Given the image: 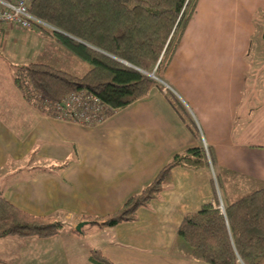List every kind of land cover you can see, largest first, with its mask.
Segmentation results:
<instances>
[{"label":"crops","instance_id":"obj_1","mask_svg":"<svg viewBox=\"0 0 264 264\" xmlns=\"http://www.w3.org/2000/svg\"><path fill=\"white\" fill-rule=\"evenodd\" d=\"M258 19L264 20V0L198 1L162 79L186 104L200 134L159 87L98 125L54 117L14 82L17 65H52L50 54L41 55L42 44L35 49L39 33L0 23V192L26 212L66 222L49 238L0 237V264H72V257L76 263L78 253L68 255L62 233L89 241L82 245L91 263L92 250L101 249L120 264H208L189 255L179 237L184 216L205 202L224 212L228 203L264 187V91L245 108ZM202 142L215 165L173 167L171 183L137 219L107 227L88 222L85 233L73 231L89 216L117 211L177 153Z\"/></svg>","mask_w":264,"mask_h":264},{"label":"trees","instance_id":"obj_2","mask_svg":"<svg viewBox=\"0 0 264 264\" xmlns=\"http://www.w3.org/2000/svg\"><path fill=\"white\" fill-rule=\"evenodd\" d=\"M198 1L32 0L31 13L54 27L48 34L90 68L77 76L48 63L30 62L15 67L14 82L28 101L41 104L85 90L108 105L112 114L154 87L163 88L150 73L155 70L164 77ZM168 96L192 131L199 133L185 103L172 93ZM190 164L215 165L212 149L203 144L177 153L117 211L89 216V223L107 227L137 219L139 209L160 198L171 183L173 167ZM65 226L64 221L16 207L0 192V237L49 238ZM178 235L188 254L205 263L264 264V187L228 203L224 212L205 202L200 210L184 216ZM90 260L120 264L101 249H93Z\"/></svg>","mask_w":264,"mask_h":264},{"label":"rangeland","instance_id":"obj_3","mask_svg":"<svg viewBox=\"0 0 264 264\" xmlns=\"http://www.w3.org/2000/svg\"><path fill=\"white\" fill-rule=\"evenodd\" d=\"M33 29H35V31L37 33H39V35H40L39 37L41 39L46 38L45 42H51L52 40H54L48 34V31L54 29L53 26H49V25L44 23L39 27L38 26L34 27ZM263 30H264V20L258 19L257 33H256V36L254 37L253 48H252V53H251L252 69L250 71L251 74L249 73L250 74L249 80L247 82V90H246L247 96H246V103H245L246 107L245 108H247V106H249L250 104L258 103L260 100V96L264 91V38L262 36ZM4 38H5V32L0 28V43L3 42ZM41 39H40V41H37V40L34 41L35 49L38 51V49H39L38 46H40L42 44V51H43V54H41L42 57L46 58V56H49V54H50L52 56V61H53L52 65H54L56 68L70 72V73L77 75V76H82L89 70L88 68H90V66L87 63L83 62L82 60L80 61L79 58H77L75 55H73L71 52H69L63 46L59 45L60 49L56 50L53 47H51L54 44L47 43L46 45H44V42H42L44 39L43 40H41ZM54 42H56V41L54 40ZM20 44L21 43H18L17 46L13 47L15 50H17V53H16L17 56H19L21 54V50L19 48ZM14 49H12L11 51H14ZM6 55L8 57H10L12 62H14V63L17 62V61H15L16 57L13 54V52L12 53L6 52ZM35 55H37L36 52H35ZM73 60H77L78 65H74ZM80 63L82 64L81 66L79 65ZM86 68H87V70H86ZM151 73H154L153 77L155 79H157L158 81H160V83H162V85H163L162 89H166L168 91V93H172V94L177 96L176 93H174L170 88H168V86H166V84L163 82V79L158 77L155 74V70ZM46 102L47 103H45V104H41L40 101L38 100V101H35L34 103H36V105L45 106V108H47V110H50L52 112V115L55 114L53 112L55 103H50L51 101H46ZM185 108L188 110V107L186 106V104H185ZM188 112L190 114V110H188ZM105 113L110 114V111L108 109H106ZM190 117L195 122L193 116L190 115ZM61 120H64V119H61ZM67 121H71V120H67ZM72 122H74V121H72ZM77 123H79V122H77ZM84 125H86V124H84ZM203 144H204V142H202V145ZM88 222H90V221H88ZM83 227H82V229H83ZM62 234H63V243L66 246V251H67L68 255L71 256V255L78 253L79 258H78L77 262L75 263L73 261L74 258L72 257L71 263L72 264H92L88 260V258H86V254L83 252V245L86 246L85 242L89 243V241H84V244H83V241H81V240L74 242L69 236H66V233H62ZM18 238H20V237H18ZM20 239L25 241L24 238H20ZM78 249H79V251H78Z\"/></svg>","mask_w":264,"mask_h":264},{"label":"built area","instance_id":"obj_4","mask_svg":"<svg viewBox=\"0 0 264 264\" xmlns=\"http://www.w3.org/2000/svg\"><path fill=\"white\" fill-rule=\"evenodd\" d=\"M31 1L0 0V23L11 24L22 29H33L44 23L49 25L31 13ZM168 88L170 87L168 86ZM106 109L111 110L98 97L81 90L71 93L60 102H56L53 111L55 114L53 115L59 119L92 126L100 124L109 116L108 113H105ZM222 209L224 211L223 206Z\"/></svg>","mask_w":264,"mask_h":264},{"label":"water","instance_id":"obj_5","mask_svg":"<svg viewBox=\"0 0 264 264\" xmlns=\"http://www.w3.org/2000/svg\"><path fill=\"white\" fill-rule=\"evenodd\" d=\"M150 75L154 76V73H150ZM88 221H82V222H79L76 227H75V230L77 231H82V227L87 224Z\"/></svg>","mask_w":264,"mask_h":264}]
</instances>
